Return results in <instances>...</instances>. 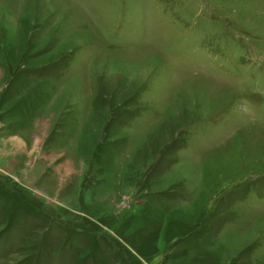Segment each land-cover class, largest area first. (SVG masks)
<instances>
[{"label":"rangeland","instance_id":"rangeland-1","mask_svg":"<svg viewBox=\"0 0 264 264\" xmlns=\"http://www.w3.org/2000/svg\"><path fill=\"white\" fill-rule=\"evenodd\" d=\"M0 264H264V0H0Z\"/></svg>","mask_w":264,"mask_h":264}]
</instances>
